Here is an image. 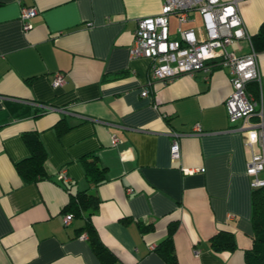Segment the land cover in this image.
I'll list each match as a JSON object with an SVG mask.
<instances>
[{
    "label": "crops",
    "instance_id": "1",
    "mask_svg": "<svg viewBox=\"0 0 264 264\" xmlns=\"http://www.w3.org/2000/svg\"><path fill=\"white\" fill-rule=\"evenodd\" d=\"M162 6L163 0H0V264H164L155 249L171 224L178 264H245L254 233L251 152L246 135L234 130L242 122L234 126L225 106L233 92L229 70L211 64L165 84L152 82L150 60L129 57L139 21ZM24 8L38 11L29 32L20 19ZM240 11L250 38L228 51L257 55L264 116V51L253 44L264 0H245ZM189 17L182 29L203 26L199 12ZM169 22L171 38L179 39L178 17ZM58 73L65 81L57 86ZM172 132L180 161L171 159ZM27 134L39 136L48 156V177L36 184H25L16 170L31 155ZM91 156L106 170L98 185L83 164ZM85 191L100 200L91 219L113 262H101L82 239L85 220L65 224L66 206ZM221 231L234 235V252L211 250Z\"/></svg>",
    "mask_w": 264,
    "mask_h": 264
},
{
    "label": "built area",
    "instance_id": "2",
    "mask_svg": "<svg viewBox=\"0 0 264 264\" xmlns=\"http://www.w3.org/2000/svg\"><path fill=\"white\" fill-rule=\"evenodd\" d=\"M245 0H163L159 15L145 17L139 21L134 42L129 51L131 59L146 58L151 61L152 82L169 84L183 75H194L198 71L210 70L211 64L227 68L233 87L231 96L225 102L229 120L235 126L236 132L246 135V145L250 149V160L247 173L251 177L253 188H264V149L259 143L264 141V120L262 103L256 101L247 91L250 82L261 85V73L257 55L251 53L238 57L228 51L229 47L241 40L249 39L241 11L240 3ZM197 11L203 19V26L196 31L184 30L182 26L191 21L189 12ZM38 15L35 8H24L21 12L23 30L33 29L31 20ZM171 15H176L179 21V39L170 35ZM91 26V24H89ZM64 74L54 76L55 85H63ZM143 97L149 95L143 92ZM50 109V108H49ZM171 159L181 160V146L178 134L171 133ZM113 145L118 141L113 138ZM186 175L204 172V169H184ZM59 180L67 182L65 172L59 174ZM134 190L129 189L130 194ZM73 216L65 217V224L70 226ZM88 235L82 239L87 240Z\"/></svg>",
    "mask_w": 264,
    "mask_h": 264
},
{
    "label": "trees",
    "instance_id": "3",
    "mask_svg": "<svg viewBox=\"0 0 264 264\" xmlns=\"http://www.w3.org/2000/svg\"><path fill=\"white\" fill-rule=\"evenodd\" d=\"M253 44L258 51H264V24L257 35L253 37ZM247 91L256 100H260L261 89L258 82H250ZM31 155L16 164V170L25 184H36L48 177L47 152L39 136L27 134L24 137ZM87 179L92 185H98L106 180V170L101 168L95 156L85 158L83 161ZM253 215V246L245 253V264H264V188H253L251 197ZM100 200L88 192L78 193L73 196L66 206L65 214H71L74 219L85 220V232L92 242L97 257L101 262L110 260L108 250L99 240L97 231L91 219V215L99 209ZM142 232H148L150 227L141 226ZM177 224H171L168 228L167 238L155 249L164 264H178L174 247V234ZM234 235L227 231H221L210 239V248L216 254L234 252L237 249ZM113 262V258L111 259Z\"/></svg>",
    "mask_w": 264,
    "mask_h": 264
}]
</instances>
